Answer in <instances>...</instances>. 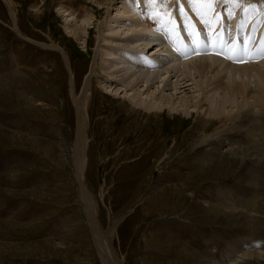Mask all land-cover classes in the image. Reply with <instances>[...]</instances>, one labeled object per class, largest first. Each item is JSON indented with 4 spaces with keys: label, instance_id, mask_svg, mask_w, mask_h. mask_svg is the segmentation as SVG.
I'll use <instances>...</instances> for the list:
<instances>
[{
    "label": "rangeland",
    "instance_id": "rangeland-1",
    "mask_svg": "<svg viewBox=\"0 0 264 264\" xmlns=\"http://www.w3.org/2000/svg\"><path fill=\"white\" fill-rule=\"evenodd\" d=\"M60 1L0 0V264H232L244 241H264V165L206 154L210 147L197 143L217 131L211 122L135 112L123 92H106L94 78V115L77 159L71 89L84 86L96 28L83 45ZM71 4L75 14L94 10L95 24L108 16L93 0ZM242 136L231 140L241 141L239 154L264 153ZM208 157L216 163L204 164ZM201 195L237 204L238 214L207 213ZM181 211L184 220L174 217Z\"/></svg>",
    "mask_w": 264,
    "mask_h": 264
},
{
    "label": "bare ground",
    "instance_id": "bare-ground-1",
    "mask_svg": "<svg viewBox=\"0 0 264 264\" xmlns=\"http://www.w3.org/2000/svg\"><path fill=\"white\" fill-rule=\"evenodd\" d=\"M73 1L61 0L59 7V11L65 16L70 35L72 34L77 40L82 41L83 45H86L87 42L90 43L89 34L93 31L90 28H96L94 61L86 73L84 86L80 92L73 82L71 89L79 114V122L76 126L80 142L78 143L80 145L77 144V159L80 158V148H84V144L87 143L88 114L94 115L93 100L98 91L91 92L90 86L94 84L93 79L95 78L106 92L113 94L123 92V96L128 98L127 101L135 112L149 117L156 115L159 118L167 110L170 115L180 112L179 115L183 114L187 119L190 116V118L197 116L200 123L208 121L215 124L217 131L213 134L200 135L202 137L197 143L199 146L206 144L210 147L206 153L210 157H215L213 155L222 151L223 155L227 153L239 163L251 160L255 168L264 165V153L255 150L252 153L248 151L249 154L244 151L239 154L238 147L241 146V141L237 140L235 146L231 143V140L236 141L238 138H243L242 135H246L250 137L251 144L255 148L264 147V58L241 64V62L206 55L202 52L206 51L204 45L214 46V41L202 37H198L199 45L192 41L187 48L179 44L174 52L170 51L172 47L170 34L177 29L183 32L184 29L179 26L181 23L187 25L186 31H191L189 18H194V14L201 21L202 26L216 29L219 37H226V34L233 33L239 25L243 24L242 28L239 26L241 32L238 35L239 40L242 42L249 35V37H255L258 44L260 34H264V24L258 22L260 19L258 12L246 15L244 8L250 3L264 6V0H242L239 7L226 4L224 0H218V3L211 9L198 3H189V0H167V3L158 0L156 4H149L148 0H93L103 9L106 7V12H108L107 18L99 20L97 24H95L98 20L97 13L94 10L91 12L84 8L83 13L77 11L79 14H75L72 11L74 10L71 4ZM175 6H179V9ZM180 7L184 8L183 13L180 12ZM122 17L134 18L121 20ZM73 21L75 24L70 26ZM194 24L198 25L196 22ZM183 42L187 44L191 40L183 37ZM252 50L255 51L254 48ZM252 83L255 84L252 85ZM190 88L194 89L193 94L187 95L186 91ZM176 143L175 140L174 147ZM66 151L69 154L67 149ZM203 162L204 164L216 163L213 158L209 157ZM86 171L87 169L84 171L85 174ZM80 175L81 171H79ZM83 195L89 196V193L87 195L83 193ZM194 196L197 195L194 194ZM201 196L197 201L203 199L204 208L208 209L207 213L216 211L218 214H238L240 208L237 204L226 203L220 196L216 199L214 196H212L214 198ZM181 213L184 214L181 211L174 217L184 220ZM89 222L94 235H97L98 239H96L100 240L98 224ZM114 231L116 230L113 229L108 233L110 238ZM256 242L244 241L241 244L243 248L240 255H233L228 259H232V264L238 262L239 259L242 261L252 258L264 259V241ZM102 247L99 248L103 250ZM5 254L8 255L7 252ZM105 264L116 263L107 259ZM141 264H144V261Z\"/></svg>",
    "mask_w": 264,
    "mask_h": 264
},
{
    "label": "snow or ice",
    "instance_id": "snow-or-ice-1",
    "mask_svg": "<svg viewBox=\"0 0 264 264\" xmlns=\"http://www.w3.org/2000/svg\"><path fill=\"white\" fill-rule=\"evenodd\" d=\"M148 2L149 4H156L158 0H148ZM162 3H167V0H162ZM189 3H198L211 9L213 5L218 3V0H189ZM224 3L239 7L242 0H224ZM180 12L183 13V8H180ZM244 12L246 15L258 12L260 16L258 22L264 24V6L250 3L244 8ZM229 15H231V12H229ZM239 26L242 28L244 25L241 24ZM192 35L194 44L199 45L200 41L198 39V34L193 33ZM216 41L221 48V52H218L217 54L225 55L226 59L232 60L233 62L255 61L264 58V37L260 38L258 44L256 43L255 37H246L242 43H238L229 40H222L219 35H217ZM204 47L210 48L212 45L205 44ZM253 48L255 51H252ZM193 51H196V49H193Z\"/></svg>",
    "mask_w": 264,
    "mask_h": 264
},
{
    "label": "water",
    "instance_id": "water-1",
    "mask_svg": "<svg viewBox=\"0 0 264 264\" xmlns=\"http://www.w3.org/2000/svg\"><path fill=\"white\" fill-rule=\"evenodd\" d=\"M76 116L78 117L77 114H76ZM77 124H78V118H76V126H77ZM77 133H76V139L78 138V134ZM83 142H85V140H83ZM77 143H80L79 140H77ZM78 145H80V144H78ZM75 176H76V174H75ZM76 180H77V184H78L79 189L84 190V184L81 181L79 174H77ZM84 192L86 193L85 190H84Z\"/></svg>",
    "mask_w": 264,
    "mask_h": 264
}]
</instances>
